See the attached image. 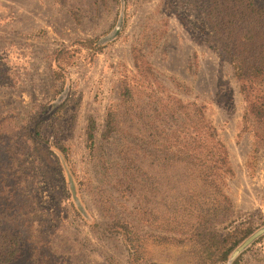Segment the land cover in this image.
<instances>
[{
    "label": "rangeland",
    "instance_id": "1",
    "mask_svg": "<svg viewBox=\"0 0 264 264\" xmlns=\"http://www.w3.org/2000/svg\"><path fill=\"white\" fill-rule=\"evenodd\" d=\"M239 4L0 0V229L26 241L14 264H195L202 218L221 236L250 229L225 264H264V71L242 82L230 61L264 67V0H246L236 30ZM206 126L227 149L230 205L199 177Z\"/></svg>",
    "mask_w": 264,
    "mask_h": 264
},
{
    "label": "trees",
    "instance_id": "2",
    "mask_svg": "<svg viewBox=\"0 0 264 264\" xmlns=\"http://www.w3.org/2000/svg\"><path fill=\"white\" fill-rule=\"evenodd\" d=\"M211 4V9H213V3L215 0H209ZM246 0H240V4L242 6V12L239 13L240 16L238 19L239 26L235 27L236 30L238 28H244V4ZM234 22V21H233ZM232 22L233 28L234 23ZM233 31V29H232ZM241 38L239 48L244 50V46H248V44L244 43V40H247L246 37L244 38L243 32L238 35ZM238 38V39H239ZM251 42V47H254L250 38L248 39ZM250 46V45H249ZM242 53V52H241ZM230 61L234 66V70L236 76L238 77L239 81H244L245 78H250L253 75L257 76L258 70L264 71V67H261L263 63H259V60L251 63L249 67L244 66V59L241 57V54H232L230 56ZM253 74V75H252ZM244 93L246 94L247 101L249 100L250 94L246 92V87L244 85ZM259 101H248V109L249 112L256 115V117L260 118L263 115V102L258 103ZM196 114L203 117L200 109L195 110ZM204 118V117H203ZM106 132L115 131L116 127L113 125L112 115L111 113L108 114V121L106 122ZM210 127L209 125H207ZM204 131L203 136L201 137L200 141H205L210 139L212 142V147L208 151L202 152V158L199 162L201 163L202 170L200 171L199 177L200 180L213 188L216 189L217 193L220 194L227 204H231L230 198L226 195L222 194L220 189L218 188V181L221 180V174L218 172V168L215 166L217 164L221 165V169L227 168L229 173L233 174L232 169L228 164V153L225 145L220 141L218 135L216 134V130L212 128H208ZM201 134V133H200ZM94 139V134L92 130L88 132V140L91 142ZM215 150V151H214ZM205 155V156H204ZM204 156V157H203ZM204 160H210L208 161ZM197 161V160H196ZM200 229H193L192 235L188 237V240L192 242L193 245V256L195 259V264H205L206 261H209V264L214 262H221L225 264L229 260V256L234 251V249L239 246V244L245 240L246 238L250 237L251 232L250 229L244 232L243 237H237V234L240 232L239 229H234L232 233H229L226 236H221L220 234L216 233L215 231L209 229L208 227H203L205 224L204 218L200 220ZM203 227V228H202ZM126 230H129L126 228ZM129 238V237H128ZM131 242V239H129ZM25 243L26 241L24 238L18 233L14 232L9 229H0V264H14L18 262L24 255L25 251ZM235 264V263H234Z\"/></svg>",
    "mask_w": 264,
    "mask_h": 264
}]
</instances>
